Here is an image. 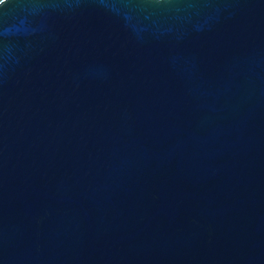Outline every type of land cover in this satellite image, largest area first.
I'll use <instances>...</instances> for the list:
<instances>
[{"label": "water", "instance_id": "obj_1", "mask_svg": "<svg viewBox=\"0 0 264 264\" xmlns=\"http://www.w3.org/2000/svg\"><path fill=\"white\" fill-rule=\"evenodd\" d=\"M0 264H264V0H0Z\"/></svg>", "mask_w": 264, "mask_h": 264}]
</instances>
